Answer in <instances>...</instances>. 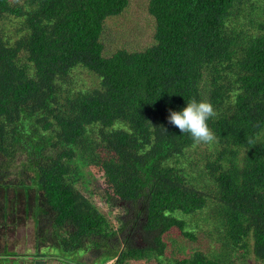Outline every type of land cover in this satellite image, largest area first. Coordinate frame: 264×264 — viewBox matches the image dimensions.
Returning <instances> with one entry per match:
<instances>
[{
    "label": "trees",
    "instance_id": "16d2710c",
    "mask_svg": "<svg viewBox=\"0 0 264 264\" xmlns=\"http://www.w3.org/2000/svg\"><path fill=\"white\" fill-rule=\"evenodd\" d=\"M128 4L0 0V155L27 156L16 182L0 174V198L15 185L37 245L59 255L96 245L118 264L154 253L211 264L216 246L218 264L251 253L264 263V0H150L155 42L107 56L105 21ZM81 69L96 83L81 85ZM191 99L218 113L208 121L217 142L192 171L198 146L168 122ZM87 165L120 211L114 224L91 199ZM12 210L10 200L5 221ZM129 224L145 246L115 250ZM206 230L210 249L181 255L178 244L193 253Z\"/></svg>",
    "mask_w": 264,
    "mask_h": 264
},
{
    "label": "rangeland",
    "instance_id": "374dc122",
    "mask_svg": "<svg viewBox=\"0 0 264 264\" xmlns=\"http://www.w3.org/2000/svg\"><path fill=\"white\" fill-rule=\"evenodd\" d=\"M149 2L150 0H129L128 6L121 14L106 19L104 32L102 34V42L105 45V55H111L121 48L130 51L144 50L155 42L156 20L149 12ZM79 80H81V85L96 83V81H93L94 75L90 74L89 71L85 69L80 70ZM206 148L210 150L209 145H199L197 152L196 150L191 151V155H193V162L190 165L191 171L195 168L198 160L204 157ZM17 155L18 157H16L15 161L11 160L9 162L0 155V174L5 172L1 177L2 182L6 184L5 186L19 179L18 173L21 168V161L27 156L26 153L23 152H19ZM2 162H6L7 164H1ZM85 170L87 172L86 176L90 177L92 180L91 183H89L91 199L98 206L99 210L105 213L112 221V224H114L115 216L119 214L120 211L113 209L104 201L102 177L96 172V169L93 168L92 165L85 166ZM192 176L195 177L196 175L192 174ZM9 187L11 188L9 191V199L12 200L16 210H12L5 221L1 214L5 212V206L10 200L0 198V264H118L116 257L108 256L103 253L101 247L98 248L96 245H94L93 250L87 252L80 250L73 253H66L65 256L56 253L58 250L54 247L44 248L42 245L38 246L36 243L37 232L35 219L32 216V211L30 215H27L25 211L27 204L26 198L22 193L17 196L15 195V191L17 190L15 185H9ZM32 206L36 209L37 203H33ZM132 218L135 219L134 214H129L127 216L129 221ZM45 220L46 219L43 221ZM127 228L124 234L118 236L115 250L120 251L124 249L126 247V241H131L136 246H145L144 232L135 230L132 224H129ZM207 230L199 233V239L196 241L197 247L195 246V250L193 249L195 252L193 253L186 252L187 250H192V244L189 243L188 240L186 241L184 239V242L179 243L177 247L178 250L182 252L181 255H184V257H194L198 249L208 251L210 247L207 246V243H209L210 235L207 233ZM169 256H171L170 253ZM206 256L211 260V264L219 263L220 258L218 257L216 246L210 253L206 254ZM174 257L175 255H172V258ZM160 260L161 259H159L156 253H154L144 258H128L123 263L119 264L173 263L172 260H165V262H161ZM236 264L264 263L257 260L256 256L251 253L247 255L245 261H238Z\"/></svg>",
    "mask_w": 264,
    "mask_h": 264
},
{
    "label": "clouds",
    "instance_id": "9594fccd",
    "mask_svg": "<svg viewBox=\"0 0 264 264\" xmlns=\"http://www.w3.org/2000/svg\"><path fill=\"white\" fill-rule=\"evenodd\" d=\"M169 113L168 122L182 133L189 134L193 141V147L212 145L217 142V137L208 121L216 117L218 113L210 101L191 99L181 111L169 110ZM248 142L255 144L253 139H249Z\"/></svg>",
    "mask_w": 264,
    "mask_h": 264
}]
</instances>
